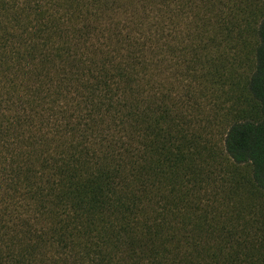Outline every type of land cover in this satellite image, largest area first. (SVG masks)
<instances>
[{"label": "trees", "instance_id": "1", "mask_svg": "<svg viewBox=\"0 0 264 264\" xmlns=\"http://www.w3.org/2000/svg\"><path fill=\"white\" fill-rule=\"evenodd\" d=\"M147 5L1 50L0 264H264L200 113L264 195V0Z\"/></svg>", "mask_w": 264, "mask_h": 264}, {"label": "rangeland", "instance_id": "2", "mask_svg": "<svg viewBox=\"0 0 264 264\" xmlns=\"http://www.w3.org/2000/svg\"><path fill=\"white\" fill-rule=\"evenodd\" d=\"M157 0H0V52L16 50L17 41L21 36L25 39L37 37L32 27L43 25L50 20L58 21L62 27L70 24L83 25L90 23L97 26L98 23L109 22L110 18L120 19L125 16V11L131 4L141 6L150 4L151 7ZM109 9L102 14H97V9ZM151 17L154 13L150 14ZM86 21V22H84ZM116 22V21H114ZM92 33V30H89ZM250 54L249 51H245ZM250 59V58H249ZM248 60V58H245ZM247 63V61H246ZM230 101L224 97L221 103L216 99L208 98L203 103L201 118L206 120L203 124L211 138L212 146L216 152L215 163L216 176L222 180L221 197L224 191H228L229 202L236 207L226 215H234L241 210L245 211V217L251 220V231L258 230L257 241L260 234L264 233V195L257 191L250 182V170L245 165H234L228 161L222 152V139L226 129V122L221 119L230 108ZM209 124V125H208ZM234 225L242 222L234 219ZM252 235V234H251Z\"/></svg>", "mask_w": 264, "mask_h": 264}]
</instances>
